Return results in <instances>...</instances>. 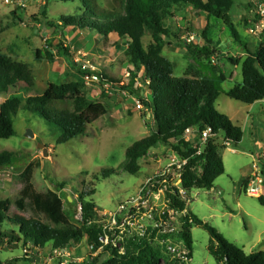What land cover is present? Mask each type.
Listing matches in <instances>:
<instances>
[{
  "label": "rangeland",
  "instance_id": "rangeland-1",
  "mask_svg": "<svg viewBox=\"0 0 264 264\" xmlns=\"http://www.w3.org/2000/svg\"><path fill=\"white\" fill-rule=\"evenodd\" d=\"M97 1L105 10L122 11L117 0ZM252 1H255L254 6L264 4V0ZM247 3L248 0H235L230 10L226 7V12L228 10L232 17L233 27L208 18L205 13L193 7L177 6L175 17L164 18L169 37L166 38L168 44L163 56L176 64L175 77L193 75L200 70L210 77L214 85L224 92L216 102L217 109L230 116L235 124L246 128L248 116L261 115V118H257L258 129L255 132L258 141L252 135L249 124L240 147L235 149L221 143L218 151L225 165V174L218 179L213 189H194L189 194L190 211L249 255L264 252V206L258 200L264 194V186L258 184L259 196L250 195L245 187L246 180L252 177L253 172L261 174V170H264V102L256 103L254 110H250L251 105L225 95V92L243 83L242 63L233 66L225 56L228 54L245 60V47L248 45L249 50L254 51L261 41L259 36L250 32L247 25V21L252 22L255 16L254 10L252 12L247 9ZM45 6L46 17L43 16ZM78 6V3L61 0H0V52L27 65L35 82L31 89L24 88L21 91L24 97L46 94L52 86L75 84L81 88L89 103H97L105 100L102 94L111 86L103 83V77L118 80L121 85L129 82L130 74L126 64L129 45L126 40L116 35L105 40L96 34L77 29L66 30L63 36L49 26V23L62 25V16L80 14ZM206 29L209 38L217 43L214 56L217 64L222 53L221 63L212 72L204 70L201 64L208 63L197 62L187 53L185 46L187 40L194 45H206L203 37ZM81 33H84L87 41H93V46L74 53L73 61L79 64L77 69L65 58L58 56L57 49L61 44L69 47L70 42ZM151 42L152 34L148 32L144 45L147 47ZM73 51L72 48L71 53ZM79 70L85 74H80ZM221 73L232 78L226 82L221 81ZM138 87L143 89L142 85ZM123 96L111 114L91 125L86 135L63 145L56 144L59 131L41 116L21 110L15 119L16 136L8 140L0 139V153L11 154L14 159L11 166L0 167V201L14 204L21 198L28 183L39 194L58 192L65 202V211L71 213L77 210L76 204L81 201L82 192H95L87 201H93L103 212L115 210L120 203L134 196L145 180L164 166L169 156L168 149L173 147L160 144L150 151L149 156L138 161L137 173L127 170V150L136 142L151 136L156 127L151 113L136 97L125 92ZM141 96L147 99L148 93L142 90ZM5 100L6 97L0 98V105ZM53 106L61 112L73 111L70 98ZM29 131L34 133V138L27 137ZM255 146H259V150ZM45 149L48 156H45ZM155 154L158 158H155ZM251 154L257 156L258 170L254 168ZM73 199H76L75 204L72 203ZM20 216L32 218L35 214H24L14 208L11 217ZM43 220L47 222L46 218ZM7 226L8 230L16 229L13 223L8 225L6 222L4 227ZM191 233L193 252L190 264H223L211 255L209 247L214 242L205 228L194 226ZM84 242L88 246L93 241L85 236ZM126 248L129 251V246ZM26 252L27 247L22 240L11 242L7 239L0 243V264H25Z\"/></svg>",
  "mask_w": 264,
  "mask_h": 264
},
{
  "label": "trees",
  "instance_id": "trees-1",
  "mask_svg": "<svg viewBox=\"0 0 264 264\" xmlns=\"http://www.w3.org/2000/svg\"><path fill=\"white\" fill-rule=\"evenodd\" d=\"M62 2L78 3L80 14L60 17L62 25L49 23L57 32L65 35V31L72 29L80 32L96 34L105 40L112 36L128 42L127 65L130 80L126 85H121L118 80L103 77L104 84H111L109 91L102 94L104 101L89 103L78 85L52 86L51 90L43 95L24 97L21 91L34 87V79L31 71L24 63L16 62L9 56L0 52V98L6 100L0 105V139L8 140L16 136L15 119L21 110L36 113L48 124L59 131L57 145H63L80 138L88 133L89 127L102 117H107L113 111L123 93L136 97L141 104L151 113L155 122V132L131 146L126 157L129 161L127 170L137 173L138 161L149 156L150 151L158 145H171L180 155L192 157L196 150L193 143L184 138L189 128H195L199 133L210 130L212 137L203 147V154L193 158L184 173L183 187L190 194L194 189L211 190L218 179L225 174V165L218 151L221 143L233 148L240 147L244 138L243 127L235 124L228 115L221 113L216 106L220 95L224 93L218 89L210 77L204 72L196 71V74H188L183 77H175L176 64L163 56L167 48L169 37L168 29L164 24L165 17H175L177 6H190L225 25L234 26L231 15L228 12L235 0H117L121 9L108 11L101 8L97 0H61ZM252 0H248L247 9L255 11L251 21H247L249 30L260 22L259 9L264 4L254 6ZM261 2V1H260ZM226 7L228 8L226 12ZM46 6L43 16H47ZM22 19V17H19ZM61 29V30H60ZM189 32L192 29H188ZM152 34L153 42L147 47L144 38ZM82 34V35H81ZM70 42L69 47L58 45V56L65 58L72 67L78 69L79 64L73 61L74 53L83 48L91 49L93 41H87L84 33ZM261 38L260 45L251 51L248 45L245 47L247 57L245 60L226 55L225 59L233 66L242 63L243 83L231 88L225 95L237 102L246 105L264 101V31L258 35ZM206 45H194L185 42L187 53L201 64L204 70H216L222 61V53L218 57V64L214 61L216 55V41L209 38L208 29L203 32ZM259 38V39H260ZM183 42V43H184ZM73 52L71 53V49ZM201 67V68H202ZM80 74H85L79 70ZM231 77L220 75L221 81H228ZM140 82H142L140 84ZM142 85L143 89L138 86ZM148 93L147 99L140 97V92ZM14 91L15 93H11ZM70 98L73 102L72 112H61L53 105L64 102ZM199 140V137H195ZM234 150V149H232ZM235 151V150H234ZM254 159V168L258 170L257 156L251 154ZM261 160L262 157L259 155ZM14 163L13 156L8 153H0V167L11 166ZM261 174L254 172L251 178L245 182L249 191L252 182L258 178L264 186V170ZM250 180V182H249ZM63 187V185H62ZM92 193H81V201L84 211V221L97 215L98 207L87 198ZM171 206L177 208L182 217V230L180 238L193 252V236L191 230L194 226L205 228L213 245L209 247L211 255L223 264H264V252L246 254L242 249L232 244L216 228L201 220L190 209L186 199L169 196ZM68 200V199H67ZM259 203L264 206V194L258 197ZM69 201V200H68ZM76 199H73L75 204ZM27 214L32 212L35 217L24 216L11 217L12 210ZM77 209V204H76ZM74 213L65 211V202L58 192L51 191L48 194L35 192L31 184H27L22 191L21 198L14 204L9 201H0V243L9 239L11 242L23 241L27 247L24 258L25 264H32L35 257L34 251L47 246L64 247L72 242H80L85 236L95 241L98 231L95 227H86L76 224ZM47 219V222L43 220ZM13 223L16 229L4 227L5 223ZM18 227V232L16 231ZM129 251L125 255H119L115 251L106 252L95 260L93 264H161V259L168 257L158 247L147 244L145 241L131 242ZM32 249V250H31ZM131 249V250H130ZM32 254V255H31Z\"/></svg>",
  "mask_w": 264,
  "mask_h": 264
},
{
  "label": "built area",
  "instance_id": "built-area-1",
  "mask_svg": "<svg viewBox=\"0 0 264 264\" xmlns=\"http://www.w3.org/2000/svg\"><path fill=\"white\" fill-rule=\"evenodd\" d=\"M259 14L260 22L250 29L256 36L264 31V7H260ZM195 137H199V140ZM211 137L210 130L199 133L195 128L187 129L184 138L195 145L196 153L187 157L173 148L168 149L169 156L164 166L149 176L138 192L120 203L115 210L103 212L98 209L94 218L84 221L83 205L77 203L76 224L82 226L85 223L88 228L95 227L98 231L96 240L88 246L83 238L80 242H72L64 247L38 248L32 253L35 257L31 263L93 264L106 252L115 251L125 255L126 246L143 240L158 247L168 257V260L162 258L161 264H190L192 251L179 237L183 213L171 206L169 196L189 201V194L183 187L185 170L191 159L203 154V147ZM258 184H262L260 178L256 183L252 182L250 195H260Z\"/></svg>",
  "mask_w": 264,
  "mask_h": 264
},
{
  "label": "crops",
  "instance_id": "crops-1",
  "mask_svg": "<svg viewBox=\"0 0 264 264\" xmlns=\"http://www.w3.org/2000/svg\"><path fill=\"white\" fill-rule=\"evenodd\" d=\"M261 102H264V101H261ZM256 104V103H255ZM255 104L254 105H251L250 106V110H254L255 108ZM264 111V110H263ZM230 117V116H229ZM261 118V115L260 116H257V117H253V116H248V118H246V121H245V125H246V128H243L244 129V133L247 131V126L250 124L251 125V129H252V135L254 136L255 140L258 141V138L256 137L255 135V132H257V129H258V120L257 118ZM230 119L232 120V118L230 117ZM233 121V120H232ZM234 122V121H233ZM240 126V125H239ZM256 149L259 150V146H255ZM233 152H236L234 150H232ZM243 152V151H242ZM245 153V152H244ZM246 154V153H245ZM250 155V152L248 153ZM155 158H158V155L155 154L154 155ZM254 175V172L251 174V176ZM250 176V177H251ZM249 179V178H248Z\"/></svg>",
  "mask_w": 264,
  "mask_h": 264
},
{
  "label": "water",
  "instance_id": "water-1",
  "mask_svg": "<svg viewBox=\"0 0 264 264\" xmlns=\"http://www.w3.org/2000/svg\"><path fill=\"white\" fill-rule=\"evenodd\" d=\"M28 138H34V133L32 131H29L27 134ZM41 147H45L44 145H40ZM45 156H48V151L45 149Z\"/></svg>",
  "mask_w": 264,
  "mask_h": 264
},
{
  "label": "clouds",
  "instance_id": "clouds-1",
  "mask_svg": "<svg viewBox=\"0 0 264 264\" xmlns=\"http://www.w3.org/2000/svg\"><path fill=\"white\" fill-rule=\"evenodd\" d=\"M79 203V202H78Z\"/></svg>",
  "mask_w": 264,
  "mask_h": 264
}]
</instances>
